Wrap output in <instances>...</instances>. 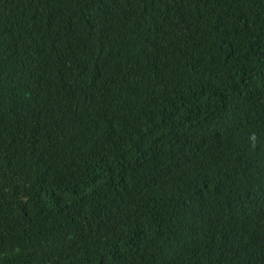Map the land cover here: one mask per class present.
Instances as JSON below:
<instances>
[{
  "label": "trees",
  "instance_id": "1",
  "mask_svg": "<svg viewBox=\"0 0 264 264\" xmlns=\"http://www.w3.org/2000/svg\"><path fill=\"white\" fill-rule=\"evenodd\" d=\"M0 264H264V0H0Z\"/></svg>",
  "mask_w": 264,
  "mask_h": 264
}]
</instances>
